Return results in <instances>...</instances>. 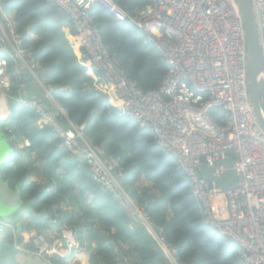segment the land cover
I'll return each instance as SVG.
<instances>
[{"label":"trees","instance_id":"16d2710c","mask_svg":"<svg viewBox=\"0 0 264 264\" xmlns=\"http://www.w3.org/2000/svg\"><path fill=\"white\" fill-rule=\"evenodd\" d=\"M114 1L130 14L151 2ZM2 6L12 17L21 47L31 53L30 66L70 122L83 125L84 136L120 158L125 171L120 178L122 187L150 222L162 228L159 236L176 247L177 263L244 264L242 249L206 223L203 207L178 161L156 143L148 127L118 116L108 105L67 39L76 36L69 16L49 0H2ZM90 15L107 51L125 74L143 90L159 89L166 67L145 35L116 20L99 3L90 8ZM0 19L4 22L2 16ZM77 42L81 53L83 46ZM0 55L7 56L1 50ZM7 76L9 86L4 92L10 110L0 121V130L11 152L0 167L1 180L11 189L18 187L19 197L33 199L31 207L45 209L46 216L25 215L26 220L12 223L13 227L0 223V229H5L0 264H24L25 254L38 252V236L48 238L50 234L62 241V230L70 231L86 250L89 264H126L124 258L131 254L137 257L136 264H171L152 231L131 219L111 194L100 190L85 173L86 164L71 158L34 109L20 103L19 98L26 96L48 105L34 78L10 59ZM210 115L216 118L224 113L213 108ZM72 257L73 250L67 256L53 253L40 260L70 264Z\"/></svg>","mask_w":264,"mask_h":264},{"label":"built area","instance_id":"2783aa9c","mask_svg":"<svg viewBox=\"0 0 264 264\" xmlns=\"http://www.w3.org/2000/svg\"><path fill=\"white\" fill-rule=\"evenodd\" d=\"M65 12L80 42L79 57L118 116L148 127L156 143L172 155L189 178L208 225L242 249L244 264H264V131L254 117L247 92L246 44L242 17L235 0H151L135 14L114 0H49ZM264 57V0H251ZM101 4L116 20L137 27L161 56L166 67L157 90H143L119 67L102 42L90 8ZM0 12H2L0 0ZM77 42V43H78ZM21 39L0 26V50L27 66L31 53ZM8 58L0 56V89L6 82ZM51 98L50 109L36 100H21L40 116L70 157L87 165L99 189L118 200L127 215L141 221L159 240L171 264L177 249L163 240L162 228L150 222L142 207L122 187L125 171L120 158L86 138ZM217 108L224 115L212 117ZM28 144V142H26ZM233 158L235 179L220 187ZM214 168L213 180L199 171ZM42 249L39 250V253Z\"/></svg>","mask_w":264,"mask_h":264},{"label":"water","instance_id":"95a60500","mask_svg":"<svg viewBox=\"0 0 264 264\" xmlns=\"http://www.w3.org/2000/svg\"><path fill=\"white\" fill-rule=\"evenodd\" d=\"M243 22L245 44H246V61H247V92L250 106L254 114L255 119L264 131V109L261 102V86L264 84V57L261 53L258 31L254 16V9L251 0H235ZM9 86L7 80L4 84V88ZM3 103L7 107V101L5 96L0 93V104ZM3 150L5 151L2 142H0V167L4 163ZM227 167V177L225 179H214L212 177V171L218 164L213 167H207L206 164H202L199 168L202 176L207 180H215L220 187H227L231 185L235 179V171L233 169V158H226L220 161ZM33 199L22 200L19 197L18 187L11 189L7 186V183L1 180L0 176V219L9 222L16 223L25 214H30L34 217L46 216L45 209L35 211L31 204Z\"/></svg>","mask_w":264,"mask_h":264},{"label":"crops","instance_id":"0c3cea01","mask_svg":"<svg viewBox=\"0 0 264 264\" xmlns=\"http://www.w3.org/2000/svg\"><path fill=\"white\" fill-rule=\"evenodd\" d=\"M4 13L5 14L3 15V18L5 21L2 22L0 19V26L4 29V31H6L8 33L9 30L14 26V23H13L11 15L6 13L5 11H4ZM74 52L76 54V51H74ZM23 71L29 73L31 75V77L34 78L35 82L39 85V87L41 88L38 79L34 77L35 76V70H34L33 65L28 66L26 69H23ZM89 75H90V73H89ZM41 90H42V88H41ZM42 92H43V90H42ZM43 97H44V93H43ZM38 100H40V99H38ZM3 106L4 105L1 106V104H0L1 110H2ZM8 109H9V104H8ZM86 174L88 175V173H86ZM66 236H68V237L66 238ZM66 236H64L65 240L61 241L59 238H52V235L48 234V239L51 243L50 244L51 246H50V251H48L49 254H47V255L57 253L61 256H67L73 250V257L69 262L70 264H89V255L87 254L86 250L83 247L79 246V243L73 238V236L71 235L70 232ZM35 244H36V240H35ZM36 246H37V244H36ZM25 255H24V257H25ZM124 259H125L124 261L126 264H136L137 263V257L134 254H131L130 256L125 257Z\"/></svg>","mask_w":264,"mask_h":264},{"label":"clouds","instance_id":"9594fccd","mask_svg":"<svg viewBox=\"0 0 264 264\" xmlns=\"http://www.w3.org/2000/svg\"><path fill=\"white\" fill-rule=\"evenodd\" d=\"M58 6V5H57ZM1 7H2V12H0V16H2V18H3V15L5 14L4 13V9H3V6H2V0H1ZM59 7V6H58ZM61 10V9H60ZM62 11V10H61ZM65 13V12H64ZM3 20H4V18H3ZM5 21V20H4ZM11 30H14V32H15V28H14V26L9 30V32L7 33L6 31H5V33L10 37V33H11ZM71 37L72 36H69L68 38L70 39V41H71V46H73V49H74V51H76V53H79L78 52V47L76 46V44H74L73 43V41H72V39H71ZM67 38V39H68ZM21 47V46H20ZM22 48V47H21ZM23 49V48H22ZM5 54H7V56H5V57H7L8 58V61H9V57H8V54H9V51H3ZM0 56H3V55H0ZM10 60H12V59H10ZM13 62H15L16 64H18V66H19V68L20 69H26L27 68V66H21L20 65V62H18V61H14V60H12ZM28 62H27V64H28V66H30V64H29V58H28V60H27ZM8 65V64H7ZM84 65H85V67L87 68V73L89 74L90 73V76L92 77L93 76V72L90 70V68L88 67V64H86V62H84ZM6 76H7V69H6ZM35 78H37L38 79V81H39V84H40V86H41V88H42V90H43V93H44V97L47 99V103H48V105H46L44 102H41L40 100H38V98L37 97H31V98H27L26 96V98L25 97H20L19 98V101H20V103H21V100H28V99H33V100H36L38 103H40V104H42V106L45 108V109H50V104L52 105V103H51V98L47 95V92L49 93V95L52 97V99H54L53 98V96L51 95V93H50V90L47 88V87H45L44 85H43V83H41V81L39 80V78L37 77V75L35 74V76H34ZM93 78V77H92ZM9 81V78H8V76H7V78H6V81ZM94 80V79H93ZM96 83V82H95ZM97 84V83H96ZM262 85H264V84H262ZM97 88H99L98 87V85L96 86ZM3 88V87H2ZM2 88L0 89V93H2L4 96H5V98H6V101H7V97H6V95H5V92L2 90ZM102 91V90H101ZM55 100V99H54ZM56 101V100H55ZM57 102V101H56ZM58 103V102H57ZM22 104V103H21ZM59 104V103H58ZM2 105H4L3 103H1V106ZM23 105V104H22ZM25 106V105H24ZM4 107H5V109H6V111H5V115H2V116H0V120L2 121V120H4V119H6L7 118V116H8V114H9V110H10V108L8 109V101H7V107L4 105ZM28 107V106H27ZM31 108V107H30ZM35 111V110H34ZM66 113V112H65ZM67 115V114H66ZM39 118H40V116H39ZM68 118V117H67ZM128 118V117H127ZM130 119V118H129ZM41 120V119H40ZM72 123V122H71ZM73 124V123H72ZM76 126V125H75ZM82 126V129H83V125H80V126H77V127H81ZM81 132H82V130H81ZM83 134V133H82ZM86 137V136H85ZM12 138V137H11ZM57 138V137H56ZM87 138V137H86ZM58 139V138H57ZM90 140V139H89ZM27 141H25V143H26ZM97 144V143H96ZM60 145V144H59ZM102 146V145H101ZM103 147V146H102ZM71 158H73V157H71ZM231 158V157H230ZM73 159H75V160H77V161H79L78 159H76V158H73ZM79 162H81V161H79ZM81 163H83V162H81ZM84 165H85V163H83ZM87 166V165H86ZM86 170H87V168H86ZM88 171V170H87ZM89 174V173H88ZM141 207V206H140ZM143 209V208H142ZM143 211V210H142ZM143 213V212H142ZM25 215H28V214H25ZM25 215H23V216H25ZM22 216V217H23ZM21 217V218H22ZM0 223L3 225V226H5V227H13V225H15V224H17L18 225V223H19V221L18 222H16L15 224H12V223H9V222H5V221H2L1 219H0ZM8 223V224H7ZM66 230H62V232H65ZM70 232V231H69ZM63 234V233H62ZM36 240V239H35ZM36 245V244H35ZM38 248V247H37ZM38 252H39V248H38ZM46 256H49V255H47L46 254ZM41 257H45V256H41Z\"/></svg>","mask_w":264,"mask_h":264},{"label":"rangeland","instance_id":"374dc122","mask_svg":"<svg viewBox=\"0 0 264 264\" xmlns=\"http://www.w3.org/2000/svg\"><path fill=\"white\" fill-rule=\"evenodd\" d=\"M4 89H6V88L3 87L2 90L4 91ZM261 102H262V106H263V109H264V88H263V85L261 86ZM50 106H51V104H50ZM0 114H2L1 111H0ZM0 142H2L3 147L5 149V151L3 150V158H2V161L3 162H6L9 159V156H10L11 145L7 141L6 136L4 135V133H3L2 130H0ZM84 171H85V173H88V171L86 170V168H85ZM27 217L28 216H24L22 218V220L20 219L18 224H20L21 222L23 223V219L26 220ZM4 233H5V229H2L1 228L0 229V239L2 238V236H3ZM62 233H63V237H64V236H66V235L69 234V231L66 230L65 232H62ZM67 237L68 236H66V238ZM36 244H37L39 250L42 249V252L41 253L37 252L36 254H26L25 257H24L25 258L24 264H44L43 261L40 260V257L41 256H46V254H49L48 251H50V246H51L50 244L51 243H50V241H49L48 238L42 237V236H38L36 238Z\"/></svg>","mask_w":264,"mask_h":264},{"label":"bare ground","instance_id":"6f19581e","mask_svg":"<svg viewBox=\"0 0 264 264\" xmlns=\"http://www.w3.org/2000/svg\"><path fill=\"white\" fill-rule=\"evenodd\" d=\"M0 111L2 112V114H0L1 116H2V115H5V111H6L5 108H2V110L0 109Z\"/></svg>","mask_w":264,"mask_h":264}]
</instances>
